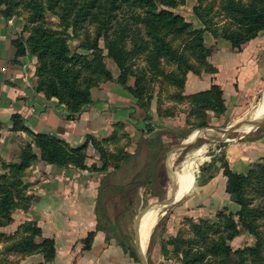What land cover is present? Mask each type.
<instances>
[{
  "label": "crops",
  "instance_id": "crops-1",
  "mask_svg": "<svg viewBox=\"0 0 264 264\" xmlns=\"http://www.w3.org/2000/svg\"><path fill=\"white\" fill-rule=\"evenodd\" d=\"M22 28L21 18L6 19L0 13V175L9 174V170L1 166V161L18 162L21 147L31 142V136L20 129L21 126L34 133L57 137L71 147H77L88 136L107 137L113 131L114 124L120 122L126 124L127 131H134L140 142L141 137H149L157 129L187 144L203 138L204 141L195 147V159L189 162L186 171L182 170L178 175L180 185L186 182L185 185L191 184L190 189L176 198V191L173 192L171 187L162 200L168 199L167 203L171 204L181 201L179 207L182 209L179 211L183 214L191 212L210 217L216 210L224 208L237 211V201L233 198L236 194L226 192V177L221 168L214 173L213 178L201 183L197 173L205 169L204 164L211 162L213 156L221 154L236 173H246L253 162L264 160V118L261 120L264 114V89L261 104L259 101L251 113L252 117L260 118L258 124L254 118H250L237 126L236 123L242 121L241 118H216L211 112L208 126L200 130L194 125L190 126L191 131L185 138L177 135L188 124L184 121V114L174 118H161L157 122L154 121L155 118H135L139 110L135 98L122 93L123 90L118 87L124 88L115 82H110L108 87L113 85L116 94L111 93L108 97L105 96V90L96 89L93 102L78 117L68 119L65 105L59 103L56 97L47 98L43 92L36 90L37 60L26 41L23 42L25 52L17 56L19 46L16 40ZM211 43H216V47H213L207 59L208 71L202 69L199 73H187L184 93H195L209 88L211 84H217L223 91L226 111L240 113L242 111L236 109L239 103L246 107L245 104L251 102V98L264 83V30L246 42L239 51L232 50L227 45L225 48L221 47V50L218 48L219 39L213 38ZM154 107L151 110L154 111ZM150 121L153 122L151 126L154 129L146 134V124ZM224 122L223 127L215 124L221 125ZM143 129L144 132L141 131ZM89 146L90 144L87 148ZM32 149L39 155L38 148L32 145ZM145 154H149L147 146ZM134 157L135 153L131 152L128 162ZM113 174L114 171L101 173L71 165L56 166L38 159L33 161L22 177V183L27 184L24 195L28 200V207L14 208L10 214L11 220L0 225V255H8L7 261L3 258L5 261L1 260L0 264H147L148 239L143 248L135 232L133 247L138 261H134L122 248L123 240L113 241L112 233L104 227L97 228L96 208L100 188L106 187L110 192L113 188L124 186L105 182ZM175 180V177L172 178V183L176 187L180 186ZM165 213L166 209H163L157 214L152 228L158 216L163 217ZM26 221L35 222L41 230V234L34 238L36 242L44 238L54 240L55 255L52 260L45 262L40 252L26 255L5 252V246L26 235L19 227ZM91 230H95V234L90 247L85 248L82 240Z\"/></svg>",
  "mask_w": 264,
  "mask_h": 264
},
{
  "label": "trees",
  "instance_id": "trees-1",
  "mask_svg": "<svg viewBox=\"0 0 264 264\" xmlns=\"http://www.w3.org/2000/svg\"><path fill=\"white\" fill-rule=\"evenodd\" d=\"M18 0H0V13L7 19L13 14L12 7ZM29 11V19L33 24L28 31L26 41L30 45L31 52L36 56L35 76L36 90L43 92L47 98L56 97L59 103L65 105L68 110L67 118L74 119L82 110L93 102L91 88L99 81H112L113 75L104 63V51L99 46L98 40L105 39V50L119 70L116 81L136 99H142L146 92L147 79L145 71L140 69L134 72L133 58L143 54L148 64L149 76H160L167 80L177 91H182L185 76L184 71L195 68L188 64V58H192L200 67L193 73H199L202 69L208 71V57L212 50L205 45L204 33L210 32L213 37H221L227 41L230 47L241 50L249 40L255 38L264 30V0H221L222 11L229 23L221 27L210 24L205 28H195L180 14L174 13L173 8L183 4L184 0H22ZM21 2V0H19ZM51 13L59 20V27L63 31L54 30L43 24L45 13ZM89 19L96 22V36L94 40L83 41L79 47L89 50L88 55L72 50L68 40L73 34L67 30L74 29ZM214 25V26H213ZM17 44L19 41H17ZM181 42V43H179ZM25 52L24 48L17 51V56ZM172 63L177 69V74L161 69L162 61ZM185 66V70H181ZM134 77L132 85L128 84L129 77ZM160 84H162L160 82ZM182 93V92H181ZM187 100L191 104L189 114L193 118H187L185 132L179 135L185 138L194 127H207L209 124L207 112L213 115L226 111L223 91L217 84H211L209 88L188 94ZM183 96L180 97L182 99ZM199 122H197L195 119ZM196 121L190 123L189 121ZM14 129L16 126H13ZM149 131L154 127L147 126ZM31 136V142L26 143L20 149L18 162H3L1 166L9 170V174L0 175V225L11 220V211L16 207H28V200L24 195L27 184L22 183V177L26 168L35 160H41L48 164L67 167L74 166L79 169H88L86 164V143L77 147H71L67 142L57 137L34 133L21 126ZM148 131V132H149ZM149 154L146 157L144 170H149L161 156L163 145L161 139L151 136L146 141ZM94 143L96 144L95 140ZM32 145L39 149L37 155L33 152ZM102 154V151H99ZM212 161V160H211ZM220 162V168L226 177V192L238 196V218L243 227L253 230V222L257 218H264V211L253 207L244 192L249 184L255 180L259 185L258 193L264 196V162L255 163L249 167L246 173L234 172L224 159L223 154L215 158ZM213 161V162H214ZM264 161V160H263ZM126 159L123 160V163ZM212 162V163H213ZM122 163V164H123ZM121 164V165H122ZM114 166V170L121 168ZM211 168V162L205 164V169ZM214 168V167H213ZM104 170V166L98 168ZM113 170V171H114ZM136 177V176H135ZM134 177V178H135ZM212 175L209 176V178ZM150 172L142 182L134 185L139 188L151 184ZM125 189L124 186H119ZM119 187L117 189H119ZM106 187L100 188L103 192ZM111 189V188H110ZM97 203L96 213L98 227H104V216ZM218 223H193L195 238L191 243L201 244L202 250L192 252L190 248H184L186 243L180 237L170 240L174 253H183V264H209L203 262L207 256L215 264H233L232 256L237 255L236 264H242L243 250L232 251L226 241L238 234L232 213L221 209L217 213ZM26 235L5 246V252H20L23 255L40 252L44 261H50L55 255V244L52 238H44L40 242L35 237L41 234V230L35 222L26 221L19 226ZM105 228V227H104ZM106 229V228H105ZM107 230V229H106ZM226 232V237L219 235L213 238L208 232ZM108 231V230H107ZM95 230L88 232L82 240L84 247L89 248L94 237ZM122 248L134 261L138 257L134 247L121 242ZM206 261V260H205Z\"/></svg>",
  "mask_w": 264,
  "mask_h": 264
},
{
  "label": "rangeland",
  "instance_id": "rangeland-1",
  "mask_svg": "<svg viewBox=\"0 0 264 264\" xmlns=\"http://www.w3.org/2000/svg\"><path fill=\"white\" fill-rule=\"evenodd\" d=\"M240 1L248 2L249 0ZM16 2L17 4L12 7L13 14L10 18H21L23 21L21 34L17 37V41H19L17 46H19L20 48H24L23 42L26 41V38L29 35L28 31L29 29H31L30 27L33 26V24L30 22L29 11L24 3L27 1L21 0V2H19L18 0ZM221 4V0H184L183 4H180L177 7L173 8L172 11L183 16V18L186 21L190 22L195 28H205L211 23L221 27L222 25L229 23V20L226 18L224 12L222 11L223 9L221 7ZM58 23L59 20L56 18V16H53L49 12L45 13V20L43 22L45 26H48L49 28H52L54 30L63 31L62 28L59 27ZM96 31V22H91L89 19L81 22L77 26V28L74 29V33L72 32V29H68L67 33L70 34V36L71 34H73V36H76L68 40L70 48L72 50H76L81 54L88 55L90 51L80 48L79 44L83 41L94 40ZM204 35L205 45L208 46L211 50H213V47H216L217 43H211L213 38L215 40L219 39L218 48H220L221 50H223V48L221 47L225 48L226 45L230 46L228 45L229 43L227 41H225L221 37H213L212 34L208 31H206ZM98 44L103 48L104 63L107 69L111 71L112 75L113 71L115 72V74L113 75L114 79L112 81H106L102 79L103 77H99L98 83H96V85L91 88L92 100H94L93 93L96 89L105 90V96L107 95L108 97L111 96V93L116 94L114 86H108L110 85V82L118 83L116 81V78L119 75L117 66L115 65L111 57L106 53L104 37L99 38ZM28 46L30 48V45ZM188 59V64L195 69L191 70L190 67V69L186 70V72L184 71L183 76H185V82L187 73H193L194 71L196 72L200 67L192 58ZM133 60L135 63L134 72H138L140 69L146 70L145 77L148 82L146 92L144 93L142 99H136L130 94L129 91L128 93L121 87L118 88L123 90L121 91L122 93H127L128 95L132 96V98H135V103L139 108L135 115V118H155L154 121L157 122V120H160L161 118H174L176 116H179L181 113L184 114V121H187V118H193L189 114L191 104L186 97L188 94L184 93L185 82L181 93L180 91H177L174 86H171L166 79L163 80V78L160 76H157L155 78L149 76L150 73L147 71L148 64L144 59L143 54L135 56ZM161 69L166 74L173 71H176V74L178 73L175 65H173L172 63H165V60L162 61ZM181 70H185V66H183ZM133 81L134 77H129L128 84L132 85ZM160 82L162 84H160ZM263 87L264 83L260 85L259 90L256 91V94L251 98V102L245 104L246 107L243 106L244 104L239 103V106H237L238 108L236 109L241 110L242 112L232 114L231 110H229L220 114H214V116L216 118H241L242 121L236 123L237 126L239 124L241 126V123L252 118L251 113L254 107L262 98L264 89ZM181 96H183L182 99H180ZM153 107L155 108L154 111L151 110ZM177 108L179 110H177ZM207 115L208 121L211 122V111H208ZM195 120L199 122L197 119ZM195 120L189 122L196 123ZM212 122H214V120ZM262 122H264V119ZM151 123L153 122L150 121V123L146 125L151 127ZM225 123L226 122L222 123L221 125L219 123L215 124L217 126L223 127ZM125 125V123L116 122L114 124L113 131L107 137L96 138L94 136H88L84 143L87 144L86 146L90 144L89 148L86 147V164L89 170L101 173L110 172L114 170V166L121 165L123 163V160L126 159V162L121 165V169L119 168L120 170H114L115 174H113L112 176H108L106 181L103 180V183L105 181L107 184H124L125 189H120L121 187H119V189L113 188V190H111L110 192L104 189L106 192H103L102 194V190H100V192L98 193V207L102 212L105 220L102 221V225L109 231V233L113 234V241H117L118 239H120L125 243L134 246L136 227L138 226L139 222L148 211V209L154 204L161 203L162 198L165 197L167 191H169L171 187L173 192L176 191V194H174L176 198H180L190 189L191 184L185 185L186 182H183L184 184L181 185L179 183L180 186L176 187V185L172 183V178L175 177L178 180L179 172L182 170L186 171V169H188L189 162L195 159L193 155L195 152V147L202 143L204 139L200 138L192 142L191 144H187L185 141L181 142L180 139L169 135V133L157 129L153 131L152 134H149V137H141L140 142L138 141V139H136L135 132L127 131ZM243 127L246 128V126ZM186 128L189 129V127L185 125L183 129H180V132H185L186 130H188ZM196 128L200 130L204 127ZM145 129V133L147 134L149 131L148 127H146ZM141 131L144 132L145 130L143 129ZM259 132H261V130H259ZM156 135L161 139L162 145L164 146L161 156L158 161H156L154 165H152V167L154 168H151L150 171L144 170L147 155L145 154V141L151 136ZM94 140L96 144L94 143ZM99 151H102V154H100ZM131 152H134L136 157L132 158V160L128 162L130 159L128 157L130 156ZM216 157H218V155L212 157L210 169H207V171L203 169L201 173H197L198 175H200V183L213 178L214 173L218 169H220V162H217V166L216 161H214ZM262 162L264 161L262 160L253 162L251 165ZM101 166H104V170L98 169ZM203 167H205V164ZM149 172L152 175L151 184L143 185L139 188H136L134 185H130L131 183L136 185L139 182H142ZM191 174L192 173L190 172L189 175ZM96 175L98 176V173H96ZM210 175H212V177L209 178ZM132 176L136 177L132 178ZM104 186L107 185L104 184ZM258 189L259 185L255 180H253L249 184V187L246 189V192H244L243 196L250 201L253 207L264 211V196L258 193ZM233 198L235 201H238L237 195H235ZM180 203L181 201L172 204L167 203L166 205L158 207L157 211L145 215L143 219L145 221V224L143 225L142 232L146 233L147 235L151 230L147 241L148 248H146L147 264H183V253H174L173 244L169 243L170 240H175L176 238L180 237L186 242L183 245L184 248H190L192 252L202 250L201 244L191 243V240L195 238L194 228L192 226L193 223H218L217 213L219 212V210H216L215 213H213V215H211L210 217H204L203 214L191 212H185L183 214L181 213V211H179V209H182L181 207H179L182 204ZM163 209H166L165 215L163 217L158 216L156 224L152 228L157 214ZM238 210L239 206L236 212H232L231 210L226 209L227 212L233 214L238 231V234L231 239H228L226 243L227 245H229L232 251L243 250L244 255L242 258V264H264V218L255 219L253 222L254 229L249 230L241 225L237 215ZM208 232L212 235L213 238H217L219 235H225L224 237H226L227 235L224 231L219 233L215 232V234L212 233V230ZM7 257V254L0 255V263L1 260L2 262L5 261V259L3 258H6L7 261ZM205 260L203 262L215 264L211 260L210 256H207ZM238 260L239 258L237 257V255L232 256L233 264H236Z\"/></svg>",
  "mask_w": 264,
  "mask_h": 264
},
{
  "label": "bare ground",
  "instance_id": "bare-ground-1",
  "mask_svg": "<svg viewBox=\"0 0 264 264\" xmlns=\"http://www.w3.org/2000/svg\"><path fill=\"white\" fill-rule=\"evenodd\" d=\"M261 102L262 101H260V103L259 104H261ZM252 118H254L255 120H259L260 118L259 117H255V116H253ZM175 182H176V184L177 185H179V183H180V180H179V178H178V180H177V178H176V180H175ZM164 204V202H161V203H157V204H154V205H152L149 209H148V211L145 213V215L146 214H151V213H153V212H155V211H157V208L158 207H160L161 205H163ZM145 215L143 216V218L141 219V221L139 222V224H138V226H137V231H136V238L137 237H139V240H140V242H141V246L144 248V244H145V242H146V239H148L147 237L149 236V233H148V235L146 236V233H143L142 232V229H143V225L145 224L144 222V217H145ZM143 238V239H142ZM143 240V241H142Z\"/></svg>",
  "mask_w": 264,
  "mask_h": 264
},
{
  "label": "water",
  "instance_id": "water-1",
  "mask_svg": "<svg viewBox=\"0 0 264 264\" xmlns=\"http://www.w3.org/2000/svg\"><path fill=\"white\" fill-rule=\"evenodd\" d=\"M264 117V114L263 116L261 117V119ZM258 122H260V119L259 120H255V123L258 124ZM164 202V204H167V202L169 201L168 199H165V200H162ZM138 241H139V237H138Z\"/></svg>",
  "mask_w": 264,
  "mask_h": 264
}]
</instances>
